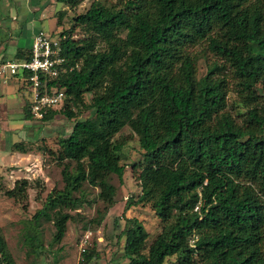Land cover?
I'll return each mask as SVG.
<instances>
[{"label": "trees", "instance_id": "trees-1", "mask_svg": "<svg viewBox=\"0 0 264 264\" xmlns=\"http://www.w3.org/2000/svg\"><path fill=\"white\" fill-rule=\"evenodd\" d=\"M58 1L74 8L83 0ZM74 22L88 37L60 33L72 71L42 78L43 92L60 90L65 99L41 121L74 119L70 105L83 106L86 93L92 114L74 123L57 151L48 150L63 166V188L46 196L31 227L51 222L59 243L73 218L65 211L79 209L84 185L99 189L104 213L114 205L110 178L122 183L125 171V142L115 137L129 128L142 151L132 165L139 202L163 223L146 247L148 234L134 221L125 233L129 264L171 257L177 264H264V0H95ZM201 45L205 51L194 53ZM206 51L219 62L198 78ZM29 59L27 51L14 57ZM230 92L235 114L227 108ZM26 113L33 118L30 106ZM11 151L30 154L31 144ZM29 186L19 179L4 196L23 204ZM0 252L5 264L13 262L1 226ZM83 256L79 264L93 258Z\"/></svg>", "mask_w": 264, "mask_h": 264}, {"label": "rangeland", "instance_id": "rangeland-1", "mask_svg": "<svg viewBox=\"0 0 264 264\" xmlns=\"http://www.w3.org/2000/svg\"><path fill=\"white\" fill-rule=\"evenodd\" d=\"M93 1L83 0L78 6L69 8L58 0H0V21L18 27V30L10 32L14 40L17 38L23 44L28 42L33 29L54 38L61 32L71 31L73 38L86 39L88 36L74 19L86 13ZM98 1L114 3V0ZM10 12L17 21H11ZM58 13H62L61 18ZM97 47L101 48L103 44L98 43ZM192 50L199 54L205 51V45ZM213 62L219 60L206 51L205 58H200L196 64L198 78L206 74L207 65ZM92 97L86 93L83 106L70 105L74 119L58 114L52 120L42 122L35 118L27 119L30 104L27 85L14 81L0 84V226L13 261L8 260L9 264H54L52 260L60 255L65 259L63 264H73L76 257H84L85 252L93 255L89 264H129L124 255L125 233L134 221L139 222L148 234L146 247L161 232L163 223L149 205L139 202V169H133L132 165L141 161L142 151L136 135L129 128H124L115 137L125 142L120 154V164L124 165L125 171L122 183L116 176L110 178V183L116 188L114 205L104 213L105 206L98 198L99 189L84 185L80 195L83 203L79 209L65 211L73 218L67 222L59 243L52 242L55 228L51 222L40 220L36 230L31 227L33 216L42 208L46 196L54 189L63 188V166L57 162L56 156L49 155L48 150L52 153L57 151L59 139L69 135L74 123L91 116L89 105ZM63 104L57 109H62ZM236 105V96L230 92L227 108L232 114L238 111ZM21 142L31 144L30 156L12 153V146ZM43 148L47 151H40ZM13 163L15 165L11 166ZM19 179L28 180L30 185L24 205L4 196V192L13 188ZM87 233L91 235L83 245ZM81 248L85 252L82 253ZM0 264H5L1 252ZM165 264H177L176 258L166 259Z\"/></svg>", "mask_w": 264, "mask_h": 264}, {"label": "built area", "instance_id": "built-area-1", "mask_svg": "<svg viewBox=\"0 0 264 264\" xmlns=\"http://www.w3.org/2000/svg\"><path fill=\"white\" fill-rule=\"evenodd\" d=\"M71 71L72 67L67 66V60L62 55L61 38H54L43 31H38L33 37L29 60L0 62V79L15 78L27 85L30 90V113L40 121L48 110L57 108L65 99L64 92L60 90L43 92L42 78L54 79L61 73ZM90 235L85 234L83 245ZM194 242L195 239L190 244L193 246ZM81 251L83 253L85 249L81 248Z\"/></svg>", "mask_w": 264, "mask_h": 264}, {"label": "crops", "instance_id": "crops-1", "mask_svg": "<svg viewBox=\"0 0 264 264\" xmlns=\"http://www.w3.org/2000/svg\"><path fill=\"white\" fill-rule=\"evenodd\" d=\"M8 7L10 8V6H8ZM15 11L17 12V10H15ZM35 11H37V9H35ZM10 16H12L11 21H17V17L13 16L12 12H10ZM2 25H4V26H2ZM11 30L16 31V30H18V27H14L11 24L8 25V24H5L4 22L0 21V62L13 61L14 57L18 51L30 52L33 37L38 32V31L36 32L34 29H33V31H30L31 35L29 36L28 42L26 44H23V43H21V41L19 39H17V38H16V40L13 39V34L10 32ZM39 31H41V30H39ZM6 33H8V34H6ZM10 81H14V82H17L19 84H23V81H21L19 79H15V78L0 79V84L1 85H7V84H9ZM12 153H15V152H12ZM17 154H19V153H17ZM21 155L30 156V154H21ZM13 165H15V163H13L11 166H13ZM19 170H21V169H19ZM62 256L63 255L58 256L57 258L52 260V262L54 264H63L65 259ZM80 261H81V258L76 257L73 264H79Z\"/></svg>", "mask_w": 264, "mask_h": 264}]
</instances>
